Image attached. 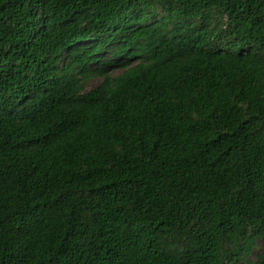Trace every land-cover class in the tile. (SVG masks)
Wrapping results in <instances>:
<instances>
[{
	"label": "trees",
	"instance_id": "trees-1",
	"mask_svg": "<svg viewBox=\"0 0 264 264\" xmlns=\"http://www.w3.org/2000/svg\"><path fill=\"white\" fill-rule=\"evenodd\" d=\"M259 241L264 0H0V264H253Z\"/></svg>",
	"mask_w": 264,
	"mask_h": 264
},
{
	"label": "rangeland",
	"instance_id": "rangeland-1",
	"mask_svg": "<svg viewBox=\"0 0 264 264\" xmlns=\"http://www.w3.org/2000/svg\"><path fill=\"white\" fill-rule=\"evenodd\" d=\"M200 23V20H196L194 21V24L198 25ZM112 58V54L111 53H105L103 56H102V59L103 60H108ZM103 65V64H102ZM97 65L96 64H93L92 65V68H96ZM102 68H104V65L101 66ZM107 71L110 75H113V76H116L118 74H120L122 72V69H119V68H107ZM103 81V79L99 76H92L90 77L86 82H85V89L86 90H92L94 88H96L101 82ZM264 252V242L262 241H259L258 245L255 247L254 249V252H253V256H252V262L253 264H256L257 262V255L260 254V253H263ZM243 264H247V263H243Z\"/></svg>",
	"mask_w": 264,
	"mask_h": 264
}]
</instances>
